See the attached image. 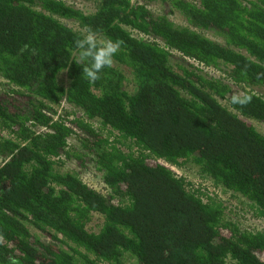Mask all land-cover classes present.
<instances>
[{
	"label": "trees",
	"instance_id": "obj_1",
	"mask_svg": "<svg viewBox=\"0 0 264 264\" xmlns=\"http://www.w3.org/2000/svg\"><path fill=\"white\" fill-rule=\"evenodd\" d=\"M86 1L0 0V264H264V0ZM84 29L122 42L94 83Z\"/></svg>",
	"mask_w": 264,
	"mask_h": 264
},
{
	"label": "rangeland",
	"instance_id": "obj_2",
	"mask_svg": "<svg viewBox=\"0 0 264 264\" xmlns=\"http://www.w3.org/2000/svg\"><path fill=\"white\" fill-rule=\"evenodd\" d=\"M132 3L135 2L136 0H131ZM67 4L72 6L75 9L80 10L81 12H83L84 14H89L93 11V7L92 4L89 3L86 0H66ZM155 14H159V11H161V7L159 6H155V4H151V6L149 7ZM177 16V15H176ZM178 21H179V17L177 16ZM204 36H206L208 39L210 40H216V38L213 36L212 33H204ZM218 40V39H217ZM176 60H178V62L184 66H186L187 64L184 63L183 60L179 59L178 57H176ZM173 63H175V61H173ZM3 87V86H2ZM2 87H0V90L2 89ZM234 92H242L241 90L238 89H234ZM65 111H71V109L69 107H64L63 108ZM61 111L62 108H60ZM64 111V112H65ZM96 126V125H95ZM254 126L261 132L264 134V128L258 124H254ZM168 168V167H167ZM69 170L70 172H73L72 174H77L79 175L80 179H82V181L91 189L95 190L97 193L106 196V191L103 190V186H102V182H101V174H99L98 172L94 171V169H92V167L90 165L87 166V168L85 169H80L77 164L74 161H70L67 165L65 169H61V171H66ZM196 169L192 168L190 170H188L187 172L184 171H179L178 169H172V171H174L175 173H177L178 175L184 176L188 182H190L192 185H199L202 184L204 186H207L208 188H210L208 181H204L202 182L201 180H199V178L196 177V175L194 174V172ZM194 183V184H193ZM210 192L212 193L215 192L214 190L209 189ZM216 194L218 195V197L221 199V201L223 202V206L227 208L228 210H232V211H237L241 205V203L246 204V202L239 197L238 199L235 197H232V194L226 192L223 193L222 191H217ZM239 213V212H238ZM238 216L241 217L240 214L236 215V213H232V215L230 214L229 217H231L232 219H236ZM239 218V217H238ZM101 219L98 216H94L93 221L91 222V224L89 225L88 229H90L93 232H97L98 230V226L101 225ZM245 224L247 226H250V224L258 229H262L264 227L263 224H258V222H253L251 220H247L245 222ZM31 231V229H30ZM36 235V237H39L42 241H45L44 237L39 234V233H34ZM131 264V263H129Z\"/></svg>",
	"mask_w": 264,
	"mask_h": 264
},
{
	"label": "clouds",
	"instance_id": "obj_3",
	"mask_svg": "<svg viewBox=\"0 0 264 264\" xmlns=\"http://www.w3.org/2000/svg\"><path fill=\"white\" fill-rule=\"evenodd\" d=\"M83 32L85 33L83 38L76 41L75 61L81 66L82 73L89 82L94 83L100 78L101 71L113 64V58L118 53L122 42L101 39L90 29H84ZM27 48L28 46L25 45V49ZM249 99V97L237 98L234 102L243 104Z\"/></svg>",
	"mask_w": 264,
	"mask_h": 264
}]
</instances>
